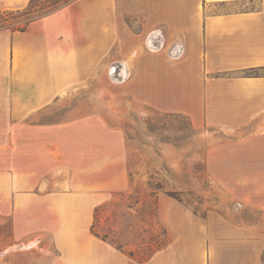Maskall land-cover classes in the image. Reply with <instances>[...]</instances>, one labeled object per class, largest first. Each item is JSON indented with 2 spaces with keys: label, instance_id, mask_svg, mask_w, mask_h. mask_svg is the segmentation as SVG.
I'll use <instances>...</instances> for the list:
<instances>
[{
  "label": "rangeland",
  "instance_id": "374dc122",
  "mask_svg": "<svg viewBox=\"0 0 264 264\" xmlns=\"http://www.w3.org/2000/svg\"><path fill=\"white\" fill-rule=\"evenodd\" d=\"M56 1L0 10V34L70 2ZM136 49L42 109L0 111V264H194V242L231 231L259 238L264 261V191L229 190L226 174L264 180V159L229 158L225 131L116 95Z\"/></svg>",
  "mask_w": 264,
  "mask_h": 264
},
{
  "label": "crops",
  "instance_id": "0c3cea01",
  "mask_svg": "<svg viewBox=\"0 0 264 264\" xmlns=\"http://www.w3.org/2000/svg\"><path fill=\"white\" fill-rule=\"evenodd\" d=\"M28 2L0 0V10ZM125 17L138 18V32ZM134 48L116 95L185 117L195 130L225 131L229 158L264 159V0H75L23 32L0 34V111L42 109ZM260 173L229 170V190L262 195ZM242 234L194 242V264L203 250L204 264H264L262 241Z\"/></svg>",
  "mask_w": 264,
  "mask_h": 264
},
{
  "label": "trees",
  "instance_id": "16d2710c",
  "mask_svg": "<svg viewBox=\"0 0 264 264\" xmlns=\"http://www.w3.org/2000/svg\"><path fill=\"white\" fill-rule=\"evenodd\" d=\"M62 0H57L56 2H55V4H58V3H60ZM70 1V2H69ZM75 0H64L63 1V3H67V2H69V3H71V2H74ZM35 2V0H29V2H28V5H27V7L25 8V9H23V11L22 12H25L26 13V11H27V9L33 4ZM62 3V4H63ZM69 3H67V4H69ZM4 12H9V11H4ZM19 12V11H18ZM31 19V18H30ZM37 20V19H36ZM35 19L34 20H30V21H27L26 23H25V26L23 27V28H19L17 31H19V32H23V31H25L26 30V28L32 23V22H34V21H36Z\"/></svg>",
  "mask_w": 264,
  "mask_h": 264
}]
</instances>
